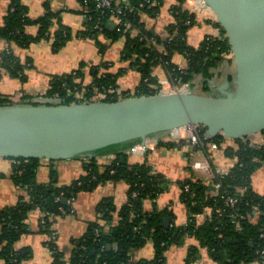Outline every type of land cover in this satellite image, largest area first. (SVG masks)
Returning a JSON list of instances; mask_svg holds the SVG:
<instances>
[{
	"label": "trees",
	"instance_id": "1",
	"mask_svg": "<svg viewBox=\"0 0 264 264\" xmlns=\"http://www.w3.org/2000/svg\"><path fill=\"white\" fill-rule=\"evenodd\" d=\"M81 1L88 10L89 20L88 30L83 36L94 40L101 54L107 49L106 40L116 42L124 38L121 61L128 64V69H120L116 74L92 67L88 73V65L82 63L71 73L53 76L45 94L47 97L60 98L66 104H80L90 102L93 96H100V101L117 102L134 96L157 95L160 79L155 69L159 66H164L168 78L177 84L192 85L195 79L201 78L207 91L208 83L216 77L214 71L223 63L232 66V48L225 30L216 20L215 24L222 31L220 36L208 35L198 46L189 43V32L200 23V13L185 0H175L171 7L174 22L164 29V38L143 22L144 15L151 17L159 11L163 0H130L127 17L130 26L123 27L121 31L108 27L109 16L96 9L95 0ZM140 4H144L143 7ZM28 13L24 0H13L0 27V39L8 43V48L1 54L0 80L5 73L25 79L27 70L33 68L31 61L23 63L15 55L14 45L28 48L44 39L53 40L54 52L58 53L73 37L70 30L62 25L51 32L54 22H60L56 13L49 10L37 20H32ZM98 24L102 29L96 28ZM31 25L38 26L36 36L26 31ZM133 29L136 34H132ZM176 54L185 57L186 68H180L173 62ZM101 66L106 67L105 64ZM128 70L140 74V83L133 91L119 92L118 78ZM88 74L93 78L90 83H87ZM5 105L13 103L0 93V106ZM201 128L203 135L207 129ZM258 136L260 139L256 140V135L232 140L237 147H227L226 154L235 159L236 164L228 173L216 174L210 185H202L194 178L182 182L181 200L192 214L184 227L164 222L166 218L173 221L174 214L169 208L160 210L156 206L152 211L144 210V202L158 199L169 180L154 171L147 162L130 163L125 151L140 142L101 150L99 156L114 154L116 158L106 166L99 165L96 158L89 159L85 163L86 174L66 187L56 186V172L52 173V182L40 184L37 181L40 161L35 160L32 165L33 160L9 159L14 162L12 178L21 189H25L26 194L16 205L0 209V259L6 264H21L32 257L31 248L17 250L16 244L30 233L29 217L38 211L41 213L39 233L49 238L46 245L53 254L52 264H166L167 250L186 238L196 241L189 248L188 262L195 260L203 248L208 250L215 264H264V238L261 237L264 231V194L256 193L252 186L254 174L264 168V132ZM210 141L221 145L227 139L218 136L210 138ZM163 144L160 141V145ZM108 182H125L128 185L126 204L114 215L102 203L100 212L104 225L100 221L91 223L80 239L72 241L67 258V253L58 248L57 238H52L57 236L54 223L65 215L61 209L66 214L72 212V204L78 194ZM186 186L189 191H186ZM228 198L237 199V204L234 207L227 205ZM64 199L68 200L67 204H63ZM232 213L246 216V219L237 218L234 223L230 217ZM198 214L204 216L202 223L197 220ZM106 226H109L108 230ZM148 242L154 245L155 258L134 262L132 253Z\"/></svg>",
	"mask_w": 264,
	"mask_h": 264
},
{
	"label": "crops",
	"instance_id": "2",
	"mask_svg": "<svg viewBox=\"0 0 264 264\" xmlns=\"http://www.w3.org/2000/svg\"><path fill=\"white\" fill-rule=\"evenodd\" d=\"M12 1L0 0V27L4 23V18L8 14ZM174 3L175 0H163V5L159 8V11L155 12L151 17L144 15L143 22L149 29H155L158 33L165 35L164 29L174 22L170 11ZM24 5L28 7V16L32 20L45 16L49 10L56 13L59 15L60 22H54L51 32L54 33L62 25L70 30L73 37L58 53L54 52L53 40L47 39L34 43L28 48L13 46L15 55L23 63L31 61L33 66L32 69L27 70L25 79L13 78L5 73L0 80V93L8 97L13 106L23 105L28 99L45 96L53 76L71 73L79 69L82 63L88 65V73L92 67H97L99 71L104 73L111 72L116 74L120 73V69H128V64L121 61V53L125 45L124 38L116 42L106 40L107 49L105 57L102 58L96 42L83 36L88 30L89 20L81 0H24ZM192 8L199 11L200 23L189 32L188 41L191 45L198 46L208 35L220 36L222 34L221 28L215 24L214 14L208 8H205V6ZM38 30L36 25H31L26 29L27 33L32 36H36ZM7 48L8 43L0 39V59L1 54ZM232 59L234 63L233 53ZM173 62L180 68L187 67V60L180 54H176L173 57ZM102 64H105L106 67L101 66ZM214 72L217 73L216 77L208 83L207 91H205L201 78L198 77L193 81L190 87L194 93L209 95L217 87L224 85L226 79H229L230 84H233L235 72L233 64L231 66L228 63H223ZM155 74L159 76L160 81L170 80L164 66L157 67ZM44 77H51V80L46 81ZM92 80L91 74H88L87 83ZM140 80L138 72L128 70L126 74L118 78L119 92L133 91L139 85ZM40 81L43 83L40 84ZM39 84L42 85L41 88L46 85L45 93L41 92L39 94V90H37ZM23 85L26 86L24 88L25 91L21 89ZM32 88L34 91L31 90ZM31 93H36V95L33 96ZM256 139H260L258 135H256L254 140ZM183 141H164V144L159 145L156 150L148 151L147 153L140 151L138 149L140 144H138L128 152H125L129 156L130 163L147 162L149 166L153 167L154 171L169 180L164 192L158 199H147L144 202V210L149 212L155 209L156 206L160 210L169 208L174 214V218L173 221L171 218H166L170 220L168 224L172 223L181 227L187 226L192 216L181 200L182 182L189 178H194L201 181L202 185H210L214 179L213 169L216 172L220 171L224 175L235 166L236 160L226 154V148L237 147L231 139H227L225 143L218 145V149L207 147L204 151L200 149L192 151L183 147ZM115 158L114 154H104L98 155L96 160L99 165L106 166L112 163ZM87 160L89 161V159L41 160L37 169V181L40 184L50 183L52 182V173L56 172V186H69L86 174L85 163ZM206 160L208 161V166L212 169L211 171L205 169L198 172L193 169L192 165L195 162H205ZM13 166V160L0 158V209L16 205L19 202V198L26 194L25 189H21L12 178L14 173ZM252 186L256 193L264 194V168L254 174ZM127 194L128 185L125 182L104 183L92 191L78 194L73 201L72 212L58 218L53 225V229L57 233V246L61 251L67 253V258L70 256L69 251L72 241L80 239L91 223L100 221L104 225L100 205L105 203L108 206V211L112 210L114 215H116L115 211L126 204ZM40 217L41 213L38 211L31 213L28 220L30 233L24 235L16 244L17 250L31 248L33 253L30 259L23 261L21 264H52L53 262L52 251L46 245L49 238L39 233ZM203 221V219L199 220L200 223ZM108 229L109 226H106V230ZM195 243L196 241L193 238H186L181 243L171 246L165 253L166 264H215L208 250L203 248L199 250L195 260L188 262L189 248ZM155 256V248L152 242H148L146 246L132 253L134 262L151 260ZM0 264L6 263L0 259Z\"/></svg>",
	"mask_w": 264,
	"mask_h": 264
},
{
	"label": "water",
	"instance_id": "3",
	"mask_svg": "<svg viewBox=\"0 0 264 264\" xmlns=\"http://www.w3.org/2000/svg\"><path fill=\"white\" fill-rule=\"evenodd\" d=\"M203 1L232 48L233 84L226 79L209 95L191 89L80 104L39 96L23 105L0 106V158L33 160L32 165L35 160L92 159L101 150L161 140L189 126L231 140L263 133L264 0Z\"/></svg>",
	"mask_w": 264,
	"mask_h": 264
},
{
	"label": "built area",
	"instance_id": "4",
	"mask_svg": "<svg viewBox=\"0 0 264 264\" xmlns=\"http://www.w3.org/2000/svg\"><path fill=\"white\" fill-rule=\"evenodd\" d=\"M185 2L191 7H201L204 6V1L203 0H185ZM87 4V2H85ZM95 7L97 10H99L102 14L106 15L108 14L109 16V24L113 23L115 26L114 28L118 29V31H121L123 27H129L130 22L128 21L129 19L127 18L129 16L128 14V9L130 7V1L128 0H95ZM144 4H140L141 7H143ZM86 15L88 13V10L85 8ZM112 27V26H111ZM97 29H102L100 28V24L96 26ZM132 34H136V30H132ZM165 35H163L162 38H164ZM159 92L158 94H176V93H187L191 91V87L189 84H180V83H174L171 80H165V81H160L159 82ZM157 94V95H158ZM101 98V97H99ZM94 101H100L99 100H93L91 98L90 102ZM203 127V126H202ZM203 136V137H202ZM210 137L208 133L206 132L205 134L202 135V128L201 126H189V127H184L175 130L171 135L162 138L161 140H155V141H149L145 142L144 144H140L138 149L144 153H147L148 151H154L156 148L160 145V141H173V142H181L182 140H186L183 147L186 150H195V149H200V150H205L207 147H210L211 149H218V144L212 143L210 141ZM137 150V149H134ZM193 169L201 172L204 171L205 169L207 171H211L210 167L208 166V161L206 160L205 162H195L192 165ZM216 174L223 175L218 172H213L214 177ZM213 177V178H214ZM219 185H217V188ZM186 191H189V187L186 186ZM227 205L234 207L238 200L235 198H228L226 200ZM61 212L66 215V211L64 209H61ZM197 220L199 222L200 219L204 220L203 214H198ZM230 217L233 219V222H237V218L240 220H245L246 216L242 215H237L235 213H232ZM261 237L264 238V231L261 234ZM53 239H56L57 236L54 235L52 237ZM251 264H261V263H251Z\"/></svg>",
	"mask_w": 264,
	"mask_h": 264
},
{
	"label": "rangeland",
	"instance_id": "5",
	"mask_svg": "<svg viewBox=\"0 0 264 264\" xmlns=\"http://www.w3.org/2000/svg\"><path fill=\"white\" fill-rule=\"evenodd\" d=\"M161 37H163V34H161ZM100 56L103 58V57H105V53L104 54H100ZM1 60V59H0ZM232 64H233V66H234V63L232 62ZM85 65H87L86 63H85ZM57 75V74H56ZM139 76V75H138ZM134 77V76H133ZM45 78V80L47 81V80H51V77H44ZM220 79H221V77H219ZM45 82V81H44ZM40 84H42L43 82L42 81H40L39 82ZM39 84V86L37 87V90H39L38 92H39V94L41 93V92H43V93H45V91L44 90H46L45 89V87H46V85H44L42 88H41V86L42 85H40ZM26 86L25 85H23V86H21V89L22 90H24V88H25ZM38 88H41V89H38ZM31 90H33L34 91V89L32 88ZM2 91V90H1ZM25 91V90H24ZM4 92V91H3ZM37 93V92H36ZM36 93H31V95H36ZM79 97H82L81 95L79 96ZM100 96H93L92 97V99L93 100H99L100 98H99ZM129 150H127V151H125V152H128ZM87 162H88V160H87ZM59 184V183H58ZM58 187V186H57ZM188 240V239H187Z\"/></svg>",
	"mask_w": 264,
	"mask_h": 264
}]
</instances>
